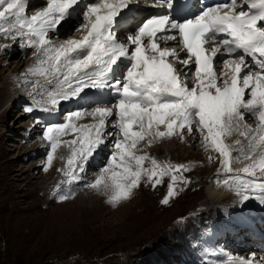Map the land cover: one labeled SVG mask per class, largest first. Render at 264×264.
<instances>
[{"label":"snow or ice","instance_id":"snow-or-ice-1","mask_svg":"<svg viewBox=\"0 0 264 264\" xmlns=\"http://www.w3.org/2000/svg\"><path fill=\"white\" fill-rule=\"evenodd\" d=\"M81 3L82 0H47L46 7L27 17V0H0V34L20 39L35 49L39 66L29 72H38L46 79L52 77L54 80L48 82L58 86L57 91L48 94L45 103L52 107H45V112L55 111L60 101L88 99L85 91L88 89L100 93L111 90L118 97L112 107L73 111L64 123L46 126L43 136L51 150L47 152L43 170H48L63 135L75 133L74 139L64 142L71 149L64 170L69 181L79 179L76 170L84 171L85 164L106 139L115 137L108 167L87 186L92 189L110 186L109 202L116 204L130 197L142 177L154 180L152 186L156 187L161 184L160 177L183 169V165H159L155 159L151 160V167L144 168L148 157L133 151L139 141L173 134L183 138L181 130L191 134L195 128L203 135L206 147L219 154L228 173L233 171L229 166L231 148L222 137L239 130L241 136L248 138L252 152L260 148L258 158L244 155L252 163L241 171L255 176L258 170L264 176V0H231L205 6L198 15L191 13L188 0H153L150 7L167 9V14L161 12L146 19L134 34L127 36L126 43L119 42L117 35L126 25L116 18L135 0L88 2L83 10L84 23L77 28L80 36L54 42L50 33L58 32L57 26L62 22L70 24ZM241 3L258 11L254 14L245 11ZM188 15L193 18H187ZM159 33L163 35L158 37ZM159 40L178 41L187 58H181L174 48L161 47ZM7 47L10 45L0 46ZM224 53L236 56L223 59V70L214 71V58L219 61ZM125 62L130 66L122 72L121 64ZM176 64L183 68H176ZM190 65H194V72ZM181 73L191 75L194 86L181 80ZM33 110L31 106L26 108L29 113ZM245 113L256 119L255 128L243 123ZM84 117H91L92 122L76 123ZM111 117L115 120L110 121ZM109 124L113 131H108ZM171 180L162 201L165 204L175 195L174 184L178 180L188 183L176 175ZM236 180L242 203L252 198L264 203V182L239 177ZM67 198L59 196L61 201ZM238 264H256L255 254L250 259L241 258ZM259 264H264V260Z\"/></svg>","mask_w":264,"mask_h":264},{"label":"rangeland","instance_id":"rangeland-1","mask_svg":"<svg viewBox=\"0 0 264 264\" xmlns=\"http://www.w3.org/2000/svg\"><path fill=\"white\" fill-rule=\"evenodd\" d=\"M79 16V20L75 16L64 26L69 29L68 36L79 35L77 28L84 22L83 10ZM16 41L20 47L14 40L0 34V46L10 45L0 48V264H164L163 261L168 259L173 264L176 261L200 264L199 260L184 253L188 250L202 256L204 264H228L231 260L238 264L242 258L240 251L234 252L232 249L236 247L224 237L226 230L231 229L232 219H215L201 230L198 238L192 237V232L197 230L194 226H198L206 212L221 214L220 205L237 210L241 207L245 210L247 205L252 207V202L242 203L240 197L234 200L240 202L229 205L224 204L226 201L214 202L215 199L207 195L211 180L222 189L231 185L224 181L234 182L237 177L263 180L264 176H249L236 171L239 169L235 164L237 159L241 163L245 161L241 156L234 159L240 141L230 145L229 166L233 169L230 174L224 171L219 154L206 147L203 135L196 130L193 134L181 130L183 138L176 134L157 139L146 137L133 150L136 155L148 157L143 163L144 168L151 167V160L155 159L159 165H183V169L160 177L161 184L156 187L152 186L154 180L142 177L129 198L113 204L109 202L110 186L92 189L87 185L95 182L108 167L115 137L106 139V143L94 153L97 155L85 164L84 171L76 170L79 179L69 181L64 170L71 149L64 142L74 139L75 133L61 137V144L45 171L42 165L47 162V152L51 148L44 139L43 130L58 121L64 123L73 111L112 107L118 97L106 90L105 106L90 101L88 103L93 106L85 109L74 106L75 110L65 109L60 111L62 113L56 112L55 116L53 111L45 112L43 109L49 106L45 103L48 95L42 93L45 95L40 96L37 89H44L45 82L52 77L43 83L31 80L29 69L36 57L35 49L22 47L24 42L20 39ZM19 61L20 65L16 67L15 63ZM128 66L121 64V71L126 72ZM88 90L85 91L90 95ZM18 95L22 97L20 103H16ZM77 98L72 99L77 101ZM29 106L34 109L31 113L26 111ZM55 108H62V105ZM109 120L113 121L115 117ZM91 122L92 118L84 117L76 123ZM109 130H114L110 124ZM133 130L137 129L134 127ZM160 130H164L163 126ZM234 135L236 133L232 131L222 139L225 141ZM237 135L242 137L240 132ZM247 165L248 161L243 168ZM172 175L183 177L188 183L178 180L174 184L175 195L164 204L162 201L167 195V185L172 183ZM108 183L110 185V181ZM60 195L68 198L61 201ZM187 244L192 248L188 249ZM243 245L239 246L242 248Z\"/></svg>","mask_w":264,"mask_h":264},{"label":"bare ground","instance_id":"bare-ground-1","mask_svg":"<svg viewBox=\"0 0 264 264\" xmlns=\"http://www.w3.org/2000/svg\"><path fill=\"white\" fill-rule=\"evenodd\" d=\"M28 1V0H27ZM34 1V2H33ZM42 1H44V0H29V2H33V3H29V7L28 8H26V12H25V16H27V17H31L32 15H34L37 11H40L42 8H43V5L42 4H45V3H42ZM87 1H89V2H92V3H99L100 1H98V0H87ZM86 3H88V2H85V3H83L81 6H79V7H76V9H75V12H74V14H73V16L71 17V18H73V17H75L76 16V19H78L79 20V13L81 12V10H84V6H85V4ZM32 4V5H31ZM31 6V7H30ZM34 9H36V10H34ZM30 12H33V14H30ZM80 15H82V14H80ZM70 18V19H71ZM84 23V22H83ZM66 25L67 24H65V23H63L62 22V24L61 25H58L57 26V28H58V32H54V33H50V38H53V41L54 42H58V41H60V42H62V41H64V40H66V39H72V38H78L79 36H80V33H79V35H74V36H72V34L70 35V36H68V31H69V29H65L64 28V26L66 27ZM80 27V26H79ZM69 28V27H68ZM130 27H128V29H129ZM75 34V33H74ZM118 35V37H119V42H121V43H125L126 42V34L122 31V32H120V33H118L117 34ZM22 43V42H21ZM24 44V43H23ZM24 46H27L26 44H24ZM19 56H21V55H19ZM6 59V58H5ZM32 59V58H31ZM18 60H23V59H18ZM121 60H124V58H121ZM31 62V61H30ZM222 62V61H221ZM118 63H119V61H118ZM33 66H32V68H35V67H38L39 65H37V57H35V58H33L32 59V63H31ZM124 64H128L127 62H125ZM18 65H20V61L19 62H16L15 63V66L17 67ZM44 67H46L47 65H43ZM122 68V67H121ZM122 70V69H121ZM218 69H215V71H217ZM31 73V76H30V78H31V80H34V81H36V82H39V83H43V82H45L46 81V78L45 79H43L42 77L43 76H41L38 72H30ZM50 79V78H49ZM181 80H183V79H181ZM186 81V80H185ZM46 83V82H45ZM38 84V83H37ZM52 85H55L56 87H58L57 86V84L55 83V82H53V83H51ZM187 84L189 85V86H192L191 84H190V82L188 81L187 82ZM28 85V84H27ZM29 88V87H28ZM13 90V89H12ZM88 91H90V89L88 90ZM110 91V90H109ZM112 92V91H111ZM11 93V92H10ZM12 94H15V91H12ZM37 94V93H36ZM36 94H34V95H36ZM46 94V93H45ZM44 94V95H45ZM88 94V93H87ZM112 94V93H111ZM33 95V94H32ZM108 95V94H107ZM39 96V95H38ZM82 96H83V94H82ZM89 96V95H88ZM33 98V97H32ZM91 98V100H89V101H87L88 99H90ZM108 98V97H107ZM20 99H21V96H19L18 95V97H17V99H16V103L18 102V101H20ZM74 99H76V98H74ZM88 99H85V100H83V101H79V103H78V106H82V108H86V107H91V106H93V105H90L88 102H90V101H102V102H95L96 104H99V103H102V104H104V106H105V104H106V90L103 92V93H100L99 92V90H93L92 92H91V94H90V96L88 97ZM118 99V98H117ZM71 100H73V99H71ZM79 100V98H77V101ZM110 100V99H109ZM64 101H60V103L59 104H61V103H63ZM85 102V103H84ZM77 104V102H75V101H71V103H69L68 104V106H66L64 109H68V108H70V107H74L75 105ZM41 107V106H40ZM71 108V109H72ZM76 108H77V106H76ZM64 109L63 110H60L59 108H57L54 112H53V114H54V116L55 115H57V113L58 112H60V111H64ZM74 109V108H73ZM81 109V108H80ZM75 110V109H74ZM77 110V109H76ZM71 111H73V110H71ZM82 111V110H81ZM57 112V113H56ZM72 113V112H71ZM245 116H246V118H249L251 115L250 114H246L245 113ZM91 118V117H90ZM62 120V119H61ZM57 123H60L59 121L57 122ZM250 123V122H249ZM251 124V123H250ZM184 130V129H183ZM182 130V131H183ZM194 130H195V128H194ZM110 131V130H109ZM185 131L187 132V130L185 129ZM233 131H235V133H236V135H234L233 136V138H231V139H225V143L226 144H228V145H232L234 142H236L237 141V139L239 140L240 139V137H237L238 135H237V133H239L240 131L238 130H233ZM197 133H200V132H198V131H196ZM195 132V133H196ZM188 133V132H187ZM193 134V133H192ZM34 135V134H33ZM198 135V134H197ZM240 149L238 150V152L236 151L235 153H234V156L236 157V156H238V157H244V155L245 154H249V155H251V156H253V157H256V158H258V156H257V153H259L260 152V148H257L256 149V151L255 152H252L251 151V146H250V144H249V140H248V138H246L245 136H242L241 137V141H240ZM235 146V145H234ZM100 148V147H99ZM97 152V151H96ZM99 154V153H98ZM94 155H97V154H94ZM230 157H231V155H230ZM97 158H98V156H97ZM235 160H236V158H234ZM233 159V160H234ZM97 160V159H96ZM242 160V159H241ZM246 160V159H245ZM91 161H93V160H91ZM235 162V161H234ZM243 163V162H242ZM250 163H252V161L251 160H248V164H250ZM235 164H236V162H235ZM245 163H243V165H244ZM213 165V164H212ZM243 165H239V171L238 170H236L237 172H239V173H242V174H247V173H243L242 171H241V169L243 168ZM256 174L258 175V177L259 176H261V174L259 173V171L257 170V172H256ZM218 176V175H217ZM241 180H251V179H246V178H244V177H239ZM214 179H215V176H214ZM264 179V178H263ZM214 181L215 180H211L210 182H209V184L207 185V190H208V196L209 197H211V199L213 200V199H215L214 200V202H216V201H218V202H220V201H226L224 204H229L230 205V203H234V202H240V201H234L235 199H236V197H240L241 198V196L240 195H238V193H237V191H236V183H237V180H236V178H235V181L234 182H231L232 180H230V181H228L229 183H231V185L227 188V189H222L221 187H219V186H217V185H215L214 184ZM213 182V183H212ZM256 182H264V180H256ZM216 183V182H215ZM228 183V184H229ZM218 184V183H217ZM218 185H220V184H218ZM222 186H223V183H222ZM246 194H248V193H246ZM255 199V202H258L259 204H264V203H262L261 202V200L260 199H257V198H252V199H250L252 202H254L253 200ZM254 202V203H255ZM217 205H219V204H217ZM220 206H222V205H220ZM228 206V205H227ZM232 206V205H231ZM244 210V209H243ZM226 213L228 214V215H230V216H232L233 217V219H234V221L236 222V223H238L239 225H242L241 223H243V222H248V221H250V220H248L244 215H240V214H237V213H233V212H230V211H226ZM230 220V219H229ZM233 222V221H232ZM262 224V228H261V230L259 229H257V228H255V227H253L252 225H250V224H245V225H242V228H241V230H240V232L238 233V234H242V233H245V232H247V230H246V228H252V229H254V230H256V235L258 236V238H259V240L260 241H262V242H264V222H262L261 223ZM246 228H245V227ZM227 234L229 233V232H226ZM226 233H225V235H226ZM230 234V233H229ZM248 235H249V233H247ZM228 237V236H227ZM232 238V237H231ZM234 252H237L238 250H236V249H232ZM226 251H228V250H226ZM226 251H224V252H226ZM254 252H257V250L255 249L254 250ZM229 253V252H228ZM260 253H263V252H260ZM231 255V254H230ZM195 260V259H194ZM259 258L257 257V259H256V263H258L259 264ZM182 262H184V261H182ZM237 262V261H236ZM175 264H181V263H179L178 261H176V263Z\"/></svg>","mask_w":264,"mask_h":264},{"label":"trees","instance_id":"trees-1","mask_svg":"<svg viewBox=\"0 0 264 264\" xmlns=\"http://www.w3.org/2000/svg\"><path fill=\"white\" fill-rule=\"evenodd\" d=\"M202 217H203L202 222H204L205 220H207V214H204Z\"/></svg>","mask_w":264,"mask_h":264}]
</instances>
